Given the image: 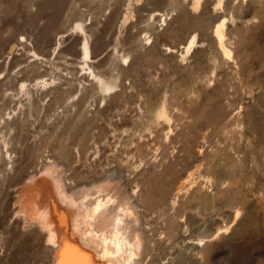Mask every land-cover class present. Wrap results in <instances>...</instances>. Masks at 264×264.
Masks as SVG:
<instances>
[{"label":"rangeland","instance_id":"rangeland-1","mask_svg":"<svg viewBox=\"0 0 264 264\" xmlns=\"http://www.w3.org/2000/svg\"><path fill=\"white\" fill-rule=\"evenodd\" d=\"M191 2L0 0V264L52 261L16 212L50 161L68 191L140 187L137 264H264V0ZM75 23L112 90L82 68Z\"/></svg>","mask_w":264,"mask_h":264},{"label":"bare ground","instance_id":"bare-ground-1","mask_svg":"<svg viewBox=\"0 0 264 264\" xmlns=\"http://www.w3.org/2000/svg\"><path fill=\"white\" fill-rule=\"evenodd\" d=\"M191 1L193 10L197 11L202 0ZM221 5L222 0H216L215 8ZM226 22V18L217 22L212 35L221 53L229 58L232 51L224 43ZM73 28L83 34L79 45L81 63L84 65L82 68L101 91L112 90L115 85L95 74L88 65L91 52L82 24L75 23ZM196 45L194 34L183 46L184 54L192 52ZM14 46L12 44L8 49V56H11ZM29 56L40 58L34 51ZM122 60L128 59L123 57ZM22 86L25 84L22 83ZM160 116L165 117L164 112ZM60 170L54 162H47L25 179L16 200V212L21 215L23 226H35L45 234L44 244L53 251L50 264H137L142 258L140 227L144 218L137 205L142 196L140 187L136 184L129 188L118 179L108 176L89 187L82 186L76 191H68ZM187 180L186 177L180 183L178 193ZM97 204L100 205L99 211ZM141 206L147 209L144 202ZM237 213L238 210L235 211V219L239 216ZM221 232H216V235ZM199 242L203 244L201 240Z\"/></svg>","mask_w":264,"mask_h":264},{"label":"snow or ice","instance_id":"snow-or-ice-1","mask_svg":"<svg viewBox=\"0 0 264 264\" xmlns=\"http://www.w3.org/2000/svg\"><path fill=\"white\" fill-rule=\"evenodd\" d=\"M126 62V61H125ZM100 210V205L99 204H97V211H99ZM237 215H239V213H237ZM117 223H119V221H117ZM49 243H51V240H49Z\"/></svg>","mask_w":264,"mask_h":264}]
</instances>
